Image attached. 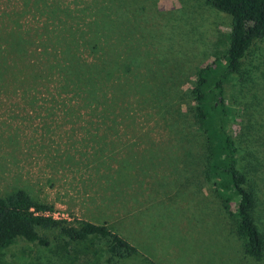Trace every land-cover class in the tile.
I'll list each match as a JSON object with an SVG mask.
<instances>
[{"label":"rangeland","instance_id":"1","mask_svg":"<svg viewBox=\"0 0 264 264\" xmlns=\"http://www.w3.org/2000/svg\"><path fill=\"white\" fill-rule=\"evenodd\" d=\"M231 29L205 0H0V197L24 190L139 252L39 227L47 245L20 238L0 264H264L204 175L193 87ZM226 98L264 234V40Z\"/></svg>","mask_w":264,"mask_h":264},{"label":"trees","instance_id":"2","mask_svg":"<svg viewBox=\"0 0 264 264\" xmlns=\"http://www.w3.org/2000/svg\"><path fill=\"white\" fill-rule=\"evenodd\" d=\"M232 17L227 51L202 68L193 87L196 118L206 139L204 175L212 182L226 212L236 223V233L245 253L264 258V234L255 212L259 204L257 184L243 171L240 149L233 135L238 120L227 102L226 88L241 73L250 48L264 40V0H205ZM73 225L54 217L51 207L35 201L26 191L0 197V251L18 239L47 245L38 228L59 230L73 241L107 238L110 251L120 257L137 255L138 249L107 224L79 221Z\"/></svg>","mask_w":264,"mask_h":264},{"label":"built area","instance_id":"3","mask_svg":"<svg viewBox=\"0 0 264 264\" xmlns=\"http://www.w3.org/2000/svg\"><path fill=\"white\" fill-rule=\"evenodd\" d=\"M54 215V214H53ZM56 218V216H54Z\"/></svg>","mask_w":264,"mask_h":264}]
</instances>
